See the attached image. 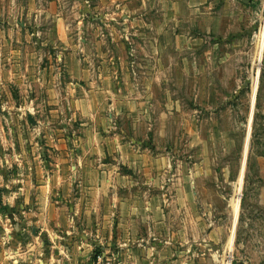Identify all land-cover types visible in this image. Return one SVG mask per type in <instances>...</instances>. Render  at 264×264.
Listing matches in <instances>:
<instances>
[{
    "label": "crops",
    "instance_id": "1",
    "mask_svg": "<svg viewBox=\"0 0 264 264\" xmlns=\"http://www.w3.org/2000/svg\"><path fill=\"white\" fill-rule=\"evenodd\" d=\"M42 1L10 0L26 4L9 20L7 67L25 103L0 113V264H210L205 158L185 153L203 142H178L177 100L152 110L171 63L161 32L144 29L145 0L136 16L126 0H89L90 18L88 0L73 17L65 0Z\"/></svg>",
    "mask_w": 264,
    "mask_h": 264
},
{
    "label": "rangeland",
    "instance_id": "2",
    "mask_svg": "<svg viewBox=\"0 0 264 264\" xmlns=\"http://www.w3.org/2000/svg\"><path fill=\"white\" fill-rule=\"evenodd\" d=\"M124 2V11L136 16L141 3ZM65 3L73 17L79 7L73 0ZM84 4L92 17L90 1ZM24 9L26 4L0 0L1 114L24 110L20 88L7 77L15 41L9 20ZM98 11L109 10L102 5ZM143 13L144 29L161 32L165 63H171L168 70L162 66L152 110L163 111L177 100L180 109L171 124L181 127L178 142H203L202 149L191 145L185 153L194 161L205 158L207 171L196 188L218 221L203 246L209 263L264 264V0H145ZM148 71L135 80L138 90ZM193 247L199 251L198 244Z\"/></svg>",
    "mask_w": 264,
    "mask_h": 264
},
{
    "label": "built area",
    "instance_id": "3",
    "mask_svg": "<svg viewBox=\"0 0 264 264\" xmlns=\"http://www.w3.org/2000/svg\"><path fill=\"white\" fill-rule=\"evenodd\" d=\"M96 264H118L117 259L114 256H103L98 254L96 256Z\"/></svg>",
    "mask_w": 264,
    "mask_h": 264
},
{
    "label": "bare ground",
    "instance_id": "4",
    "mask_svg": "<svg viewBox=\"0 0 264 264\" xmlns=\"http://www.w3.org/2000/svg\"><path fill=\"white\" fill-rule=\"evenodd\" d=\"M250 127V123H249V125H248V128ZM248 139H249V134L247 135V141H248ZM240 179H242V175H240ZM237 211H238V202H237V204H236V207H235V217L237 216Z\"/></svg>",
    "mask_w": 264,
    "mask_h": 264
}]
</instances>
